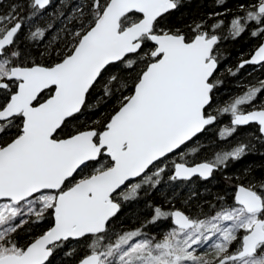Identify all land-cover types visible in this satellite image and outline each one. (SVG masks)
<instances>
[{"label":"snow or ice","instance_id":"6c2138e0","mask_svg":"<svg viewBox=\"0 0 264 264\" xmlns=\"http://www.w3.org/2000/svg\"><path fill=\"white\" fill-rule=\"evenodd\" d=\"M188 8L0 0V264H264V0Z\"/></svg>","mask_w":264,"mask_h":264},{"label":"trees","instance_id":"16d2710c","mask_svg":"<svg viewBox=\"0 0 264 264\" xmlns=\"http://www.w3.org/2000/svg\"><path fill=\"white\" fill-rule=\"evenodd\" d=\"M201 0H188V5L189 8L188 10L190 11H196L197 8L200 6ZM251 79V77H249ZM257 162L260 161L261 157L259 155H256L253 157Z\"/></svg>","mask_w":264,"mask_h":264}]
</instances>
